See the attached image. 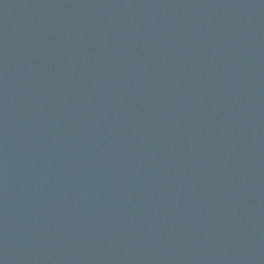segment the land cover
I'll use <instances>...</instances> for the list:
<instances>
[{
    "label": "water",
    "instance_id": "obj_1",
    "mask_svg": "<svg viewBox=\"0 0 264 264\" xmlns=\"http://www.w3.org/2000/svg\"><path fill=\"white\" fill-rule=\"evenodd\" d=\"M0 264H264V0H0Z\"/></svg>",
    "mask_w": 264,
    "mask_h": 264
}]
</instances>
